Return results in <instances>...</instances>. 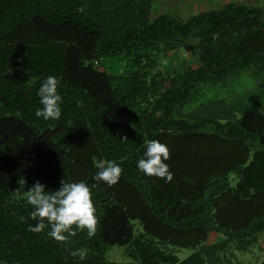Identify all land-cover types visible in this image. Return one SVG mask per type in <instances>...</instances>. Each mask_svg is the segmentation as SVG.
I'll use <instances>...</instances> for the list:
<instances>
[{"label":"trees","instance_id":"obj_1","mask_svg":"<svg viewBox=\"0 0 264 264\" xmlns=\"http://www.w3.org/2000/svg\"><path fill=\"white\" fill-rule=\"evenodd\" d=\"M107 5L0 0V264H137L108 260L112 245L138 264H246L264 232V2L187 19L151 17V0ZM245 74L255 86L239 91ZM49 75L63 103L46 121L35 111ZM150 140L168 146L171 182L137 168ZM100 160L121 166L118 183L93 179ZM62 180L90 186L94 236L28 230L24 192ZM170 247L196 250L180 260Z\"/></svg>","mask_w":264,"mask_h":264},{"label":"clouds","instance_id":"obj_2","mask_svg":"<svg viewBox=\"0 0 264 264\" xmlns=\"http://www.w3.org/2000/svg\"><path fill=\"white\" fill-rule=\"evenodd\" d=\"M58 86L59 81L55 75H49L42 81L37 91L42 107L36 109V117H43L46 121L58 120L61 117L60 105L63 98L58 92ZM169 158L170 152L166 144L150 140L146 142L143 157L137 161V168L146 176H155L165 182H171L173 173L165 163ZM95 167L97 172L93 179L96 182L103 181L109 187L119 182L123 169L115 161L100 160L95 163ZM18 183L23 186L26 181L21 179ZM45 189V184L37 181L23 194L26 204L32 206L31 218L37 221L35 225H29V231L41 232L45 227H49L47 235L57 241L66 240V233L75 235L76 229L87 230L88 237L95 235L98 221L92 191L87 183L62 180L60 187L54 192H47Z\"/></svg>","mask_w":264,"mask_h":264},{"label":"rangeland","instance_id":"obj_3","mask_svg":"<svg viewBox=\"0 0 264 264\" xmlns=\"http://www.w3.org/2000/svg\"><path fill=\"white\" fill-rule=\"evenodd\" d=\"M109 1L108 7H113L116 1H121V0H107ZM127 1V0H124ZM133 1H141V0H133ZM168 0H151L152 2V7H151V17H154L159 11L162 6H167L168 4L166 3ZM221 6V5H220ZM218 6V7H220ZM215 7V8H218ZM181 52V59L182 60H187L188 63H192L193 65H196V62H194L190 56H188L185 53ZM125 62H121L119 60L116 61L115 65L116 67L122 68V65ZM237 82H233V85L235 89L241 91L244 87H254L255 82L253 78L249 74L243 75L241 79L236 80ZM215 88L212 87V89H209L205 91L204 95L201 97L200 100H204L207 98H211L215 95ZM262 97L264 100V93H262ZM136 224V233L141 231L142 226L139 223L138 220H135ZM216 237L212 238V241H214ZM259 240H260V245L262 246V250L259 249L258 247H253V250L249 253L245 252L242 256L246 262V264H256L257 261H261L264 259V232L259 234ZM172 248L177 256L179 257L180 260H183L190 256L196 249L192 247H170ZM106 257L110 261H116L120 263H137V259H134L133 257L130 256L129 254V246L126 245H112L110 246L107 251H106ZM19 264V263H15Z\"/></svg>","mask_w":264,"mask_h":264},{"label":"crops","instance_id":"obj_4","mask_svg":"<svg viewBox=\"0 0 264 264\" xmlns=\"http://www.w3.org/2000/svg\"><path fill=\"white\" fill-rule=\"evenodd\" d=\"M233 1L264 2V0H168L166 2L168 5L162 6L159 12H167L187 19L203 10H209Z\"/></svg>","mask_w":264,"mask_h":264}]
</instances>
